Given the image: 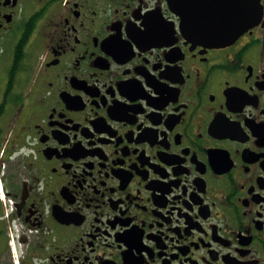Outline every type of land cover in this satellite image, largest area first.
I'll list each match as a JSON object with an SVG mask.
<instances>
[{
    "label": "flooded vegetation",
    "instance_id": "obj_1",
    "mask_svg": "<svg viewBox=\"0 0 264 264\" xmlns=\"http://www.w3.org/2000/svg\"><path fill=\"white\" fill-rule=\"evenodd\" d=\"M208 1L0 0V264H264V0Z\"/></svg>",
    "mask_w": 264,
    "mask_h": 264
},
{
    "label": "water",
    "instance_id": "obj_2",
    "mask_svg": "<svg viewBox=\"0 0 264 264\" xmlns=\"http://www.w3.org/2000/svg\"><path fill=\"white\" fill-rule=\"evenodd\" d=\"M240 2L245 3V5L241 7ZM208 3L209 8L212 9L211 0ZM213 3L215 14H218L221 9L227 13L224 18L216 19V27L213 25V21L211 24L212 30L214 27L216 29L217 40L214 43L217 45H225L228 41L233 40L239 33L253 25L252 19L258 15V9H256L252 0H213ZM168 4L171 10L176 12V0H168Z\"/></svg>",
    "mask_w": 264,
    "mask_h": 264
}]
</instances>
